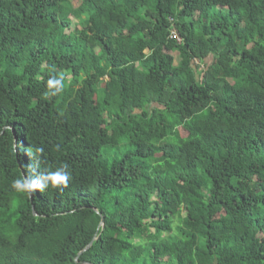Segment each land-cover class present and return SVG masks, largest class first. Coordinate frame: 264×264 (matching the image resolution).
Masks as SVG:
<instances>
[{
    "label": "trees",
    "instance_id": "1",
    "mask_svg": "<svg viewBox=\"0 0 264 264\" xmlns=\"http://www.w3.org/2000/svg\"><path fill=\"white\" fill-rule=\"evenodd\" d=\"M74 1L0 0V264H264V0Z\"/></svg>",
    "mask_w": 264,
    "mask_h": 264
},
{
    "label": "clouds",
    "instance_id": "2",
    "mask_svg": "<svg viewBox=\"0 0 264 264\" xmlns=\"http://www.w3.org/2000/svg\"><path fill=\"white\" fill-rule=\"evenodd\" d=\"M59 84V81H52L49 80L48 81V85L49 87H53ZM70 179L69 174L68 173H64L62 171H58L54 174H50L47 176H44L38 180H34V181H26V180H16L14 182V186L17 189H44L45 187H47L48 183L51 182L53 185H57V184H66L68 182V180Z\"/></svg>",
    "mask_w": 264,
    "mask_h": 264
},
{
    "label": "water",
    "instance_id": "3",
    "mask_svg": "<svg viewBox=\"0 0 264 264\" xmlns=\"http://www.w3.org/2000/svg\"><path fill=\"white\" fill-rule=\"evenodd\" d=\"M104 223V218L102 219V223L101 224H103Z\"/></svg>",
    "mask_w": 264,
    "mask_h": 264
},
{
    "label": "rangeland",
    "instance_id": "4",
    "mask_svg": "<svg viewBox=\"0 0 264 264\" xmlns=\"http://www.w3.org/2000/svg\"><path fill=\"white\" fill-rule=\"evenodd\" d=\"M75 1H77V0H75ZM75 1H74V2H75ZM100 96H102V95L100 94ZM100 99H102V97H100Z\"/></svg>",
    "mask_w": 264,
    "mask_h": 264
}]
</instances>
